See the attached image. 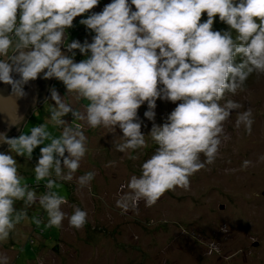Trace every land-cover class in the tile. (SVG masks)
<instances>
[{
  "label": "clouds",
  "instance_id": "obj_1",
  "mask_svg": "<svg viewBox=\"0 0 264 264\" xmlns=\"http://www.w3.org/2000/svg\"><path fill=\"white\" fill-rule=\"evenodd\" d=\"M99 3L0 0V57H7L0 59V83L11 89L10 96L0 100L11 98L16 105L14 119L0 108L9 128L24 121L16 100L25 98V87L38 78L56 79L67 93L88 101L84 111L76 110L51 87L54 103L48 119L61 130L59 137L45 124L28 133L19 129L17 136L0 132V145L7 146L0 151V242L29 219L28 210L36 203L47 214L46 222L39 214L31 217L37 227L62 228L67 219L70 227L81 230L88 223V212L79 206L72 205L71 215L63 210L68 200L57 191L60 181L74 178L79 189L89 187L97 175L93 170L75 176L88 151L83 125L75 121L92 129L109 128L111 133L119 128L123 135L112 142L119 153L146 148V137L157 145L142 163L141 174L121 186L116 206L123 212H138L141 201L152 207L178 188L190 190L191 177L213 165L230 139L225 122L234 110L236 128L243 125L252 134L253 109L240 111L244 105L225 97L242 91L253 73L264 74V0H111L101 12H92ZM86 13L80 24L95 34L91 42H67V30ZM205 13L207 19L201 22ZM217 17L228 30H214ZM77 50L85 56L79 62ZM157 100L176 107L145 136L138 109L146 103L144 117L154 122ZM69 114L71 123L64 119ZM37 148V187L46 181V191L39 196L20 174L16 159L30 161ZM128 158L135 161L139 154ZM258 162H264V155ZM253 166L252 160L242 162V169ZM18 201L23 202L20 208ZM0 264H8L3 254Z\"/></svg>",
  "mask_w": 264,
  "mask_h": 264
},
{
  "label": "rangeland",
  "instance_id": "obj_2",
  "mask_svg": "<svg viewBox=\"0 0 264 264\" xmlns=\"http://www.w3.org/2000/svg\"><path fill=\"white\" fill-rule=\"evenodd\" d=\"M109 3L111 0H100L91 11L99 13ZM87 15L89 13L73 21V27L67 30V42L77 39L81 43L91 42L95 34L80 24ZM206 19L205 13L201 22ZM79 28L82 30L76 31ZM214 30H228V26L217 17ZM11 53L10 49L9 55ZM82 59L85 56L77 50L75 60ZM52 83L66 103L84 111L87 100L78 99L75 92L67 93L63 83L56 79ZM46 98L48 100L34 110L21 129L28 133L33 126L45 124L53 136L59 137L61 130L48 119L54 103L49 92ZM229 98L244 105L240 111L253 109L252 134L248 135L243 125L236 128L234 110L225 122L230 139L221 147L213 165L191 177L190 190L169 191L152 207H146L141 201L138 212H123L116 206V200L121 186L126 185L132 175L141 174L142 163L154 153L157 145L151 137H146V148L119 153L112 149L113 140L123 135L119 128L111 133L109 128L92 129L86 122L75 121L74 125H83L88 138V151L75 176L93 170L97 175L89 187L79 189L74 178L70 182L60 181L62 187L57 191L68 200L63 210L71 215L72 205L79 206L88 212V223L81 230L70 227L67 219L62 228H45L43 224L37 227L31 217L39 214L46 222L47 214L36 203L28 210L29 219L17 226L9 240L0 242V254L8 258V264H264V197L261 196L264 162H258V157L264 155V74L253 73L244 89L235 95H226L225 99ZM175 107L174 103L157 100L153 122L144 117L147 104L142 105L138 109L144 125L142 133L147 136L153 123L162 125ZM64 119L71 123L73 117L69 114ZM137 154L139 159L135 161L128 158ZM39 155L37 148L30 161L16 158L20 174L38 196L46 191L34 182L33 168ZM244 160H252L254 166L242 169ZM110 161L115 163L106 166ZM22 206V201L16 203L17 208Z\"/></svg>",
  "mask_w": 264,
  "mask_h": 264
},
{
  "label": "water",
  "instance_id": "obj_3",
  "mask_svg": "<svg viewBox=\"0 0 264 264\" xmlns=\"http://www.w3.org/2000/svg\"><path fill=\"white\" fill-rule=\"evenodd\" d=\"M62 51L66 55L68 54L66 49H62ZM52 81L53 79L45 80L43 78H38L35 81H30L29 84L25 87L27 96L25 98L16 100L19 113L23 115L24 121L21 123V125L9 128L8 117L5 113L0 112V132H6L8 136L19 135V129L22 128V126L25 124L34 110H36L45 101ZM10 94V86L0 83V97H9ZM0 108H2L3 111L13 119L15 118L16 105L11 98L0 100ZM5 148L6 145H0V151H4ZM261 196L264 197V191L261 192ZM262 233L264 235V227Z\"/></svg>",
  "mask_w": 264,
  "mask_h": 264
},
{
  "label": "trees",
  "instance_id": "obj_4",
  "mask_svg": "<svg viewBox=\"0 0 264 264\" xmlns=\"http://www.w3.org/2000/svg\"><path fill=\"white\" fill-rule=\"evenodd\" d=\"M82 28H84V27H82ZM82 28L76 29V31H77V30H82ZM76 31H75V32H76ZM52 85H53V83L50 85V88L52 87ZM262 120H263V125H264V112H263V114H262ZM34 180H35V179H34ZM34 182H36V181H34ZM41 183L44 184V183H46V181L42 180V181L39 182V185H41L40 188H43L44 185L41 184ZM40 188H38V189L40 190ZM38 189H37V190H38ZM40 191H41V190H40Z\"/></svg>",
  "mask_w": 264,
  "mask_h": 264
},
{
  "label": "crops",
  "instance_id": "obj_5",
  "mask_svg": "<svg viewBox=\"0 0 264 264\" xmlns=\"http://www.w3.org/2000/svg\"><path fill=\"white\" fill-rule=\"evenodd\" d=\"M63 49V48H62Z\"/></svg>",
  "mask_w": 264,
  "mask_h": 264
}]
</instances>
